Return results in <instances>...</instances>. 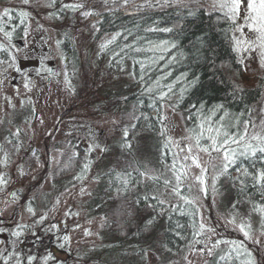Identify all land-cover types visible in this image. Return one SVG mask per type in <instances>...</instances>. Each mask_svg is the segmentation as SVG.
I'll return each mask as SVG.
<instances>
[{"label":"rangeland","instance_id":"obj_1","mask_svg":"<svg viewBox=\"0 0 264 264\" xmlns=\"http://www.w3.org/2000/svg\"><path fill=\"white\" fill-rule=\"evenodd\" d=\"M194 1L204 8L228 12L220 5L229 0ZM118 3L105 10L120 8ZM96 4L97 0H0V17L10 8L27 17L20 30L23 37L16 44L0 32V226H4L0 231V264H17L14 258L21 247L28 256L51 247L54 264H84L81 259L85 254L91 251L92 257L112 243L103 230V220L88 204L112 158L119 125V117L103 113L100 103L108 93L120 90L128 77L112 74L105 62L96 61L99 42L91 45L90 41V15ZM239 15L236 23L229 19L230 13L226 15L228 35L242 75L252 84L264 79V48L257 34L244 27L246 0ZM237 26L243 27V32L237 31ZM64 32L70 34L85 65L79 73H69L64 64L60 49ZM23 102L31 112L26 118L20 111ZM157 124L173 160L183 170L189 193L186 200L194 206L198 222L184 249L178 244L180 236H173L172 259L163 264H207L214 257L218 264H264L262 217L236 216L224 207L217 183L225 164L222 153L201 151L181 113L169 107L163 108ZM225 126L228 131L236 124L229 121ZM247 132L243 146L254 136L264 138V102L251 113ZM69 136L79 138L92 159L88 158L87 167L77 177L54 184L51 172L62 158L56 144ZM200 144L208 147L211 141ZM233 178L242 187L247 178L245 168L234 172ZM177 228L175 225L172 231ZM40 236L44 237L43 246L37 241ZM33 244L38 247L34 249ZM147 264L162 263L159 257L149 255Z\"/></svg>","mask_w":264,"mask_h":264},{"label":"trees","instance_id":"obj_2","mask_svg":"<svg viewBox=\"0 0 264 264\" xmlns=\"http://www.w3.org/2000/svg\"><path fill=\"white\" fill-rule=\"evenodd\" d=\"M118 2L121 7L110 10L117 0H97L90 15L91 45L99 42L97 63L105 62L108 72L128 77L120 90L108 93L100 103L103 113L119 117V125L112 158L88 204L103 220L112 243L81 260L84 264H147L152 255L163 264L172 259L173 236H180L178 244L184 249L198 224L195 208L186 200L183 170L157 124L163 108L181 113L194 141L199 137L200 142L210 143L209 135L216 133L208 129L223 133L229 121L236 124L227 131L231 135L248 133L251 113L264 102V79L251 84L242 75L228 35L229 20L221 9L201 7L194 0ZM5 12L0 32L16 44L23 37L20 30L27 17L19 9ZM64 34L60 42L64 64L69 73H79L85 65L70 34ZM20 111L24 118L31 115L24 102ZM249 140L257 148L256 155H239L244 144H232L237 151L235 163L227 171L224 165L220 168L218 189L228 213L261 216L264 225V181L259 179L264 153L258 150L264 140ZM56 149L62 158L51 172L54 184L77 177L92 159L75 136L58 142ZM241 167L247 178L238 187L233 174ZM175 225L179 228L173 232ZM43 239L37 238L42 246ZM50 248L28 256L21 247L15 263L54 264ZM207 264L218 260L214 257Z\"/></svg>","mask_w":264,"mask_h":264},{"label":"snow or ice","instance_id":"obj_3","mask_svg":"<svg viewBox=\"0 0 264 264\" xmlns=\"http://www.w3.org/2000/svg\"><path fill=\"white\" fill-rule=\"evenodd\" d=\"M25 3H28L29 0H24ZM245 3V0H229L227 3H222L220 5L221 8H227L228 12L226 15L230 13L229 19L232 20L233 23H236L237 19L240 18L239 12L242 4ZM23 14V13H22ZM5 15H8L5 12ZM85 16L90 15V13H84ZM246 21L244 27H247L249 31L255 32L257 34L256 39L260 41V47L264 48V0H246V15L243 17ZM237 31L243 32V27L237 26ZM241 43V42H238ZM27 87V85H26ZM209 133L215 131L216 135H209L208 139L211 141L209 147L201 146L200 139L197 137L196 143L197 147L200 148L201 151L209 153L217 152L220 153L222 149V156L226 163L224 164V170L227 171L228 165L235 163V159L237 156V151L230 146L232 144L239 145L242 141H244V137L247 134L246 131L243 134H237L236 136L231 135L229 132L225 131L223 133L220 132L219 129H208ZM202 135V133H201ZM253 139L256 140H264V138L254 136ZM259 152L264 153V146L258 147ZM191 151V149H189ZM257 148L253 147L250 144L245 145V150L241 151L239 155L247 156L249 152L251 155H256ZM193 163L199 167L198 160L193 157ZM203 171V170H202ZM179 176L177 180H179ZM259 179L264 181V172L259 174ZM167 183V182H166ZM162 203V202H161ZM31 211V209H29ZM201 230L204 229V225L200 226ZM248 233L245 232V236Z\"/></svg>","mask_w":264,"mask_h":264}]
</instances>
